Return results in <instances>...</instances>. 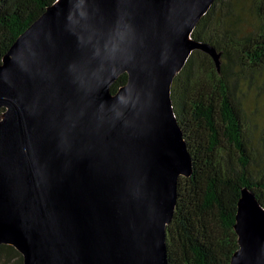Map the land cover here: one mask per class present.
Masks as SVG:
<instances>
[{
  "label": "water",
  "instance_id": "water-1",
  "mask_svg": "<svg viewBox=\"0 0 264 264\" xmlns=\"http://www.w3.org/2000/svg\"><path fill=\"white\" fill-rule=\"evenodd\" d=\"M215 0H56L0 64V244L24 264H169L193 158L171 86ZM128 81L116 92L115 80ZM230 264H264V206L244 189Z\"/></svg>",
  "mask_w": 264,
  "mask_h": 264
},
{
  "label": "trees",
  "instance_id": "trees-1",
  "mask_svg": "<svg viewBox=\"0 0 264 264\" xmlns=\"http://www.w3.org/2000/svg\"><path fill=\"white\" fill-rule=\"evenodd\" d=\"M55 1L0 0V64ZM191 36L214 47L221 62L218 66L209 52L195 48L172 82L174 111L193 168L178 179L167 257L169 264H230L240 247L235 225L243 190L264 206V130L257 143L245 108L250 90L264 77V0H215ZM127 81L124 72L111 91ZM4 110L0 107V115ZM15 259L24 264L14 245L1 243L0 261Z\"/></svg>",
  "mask_w": 264,
  "mask_h": 264
},
{
  "label": "rangeland",
  "instance_id": "rangeland-1",
  "mask_svg": "<svg viewBox=\"0 0 264 264\" xmlns=\"http://www.w3.org/2000/svg\"><path fill=\"white\" fill-rule=\"evenodd\" d=\"M264 77H259V84L253 86L248 94L246 101V110L248 115L247 124L253 131L252 136L257 143L264 130ZM18 259L12 261V264H18ZM0 264H3L0 261Z\"/></svg>",
  "mask_w": 264,
  "mask_h": 264
}]
</instances>
